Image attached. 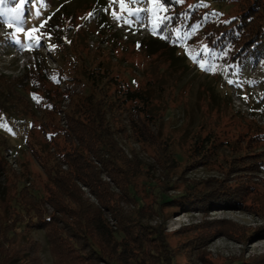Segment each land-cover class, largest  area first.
Instances as JSON below:
<instances>
[{
    "label": "trees",
    "instance_id": "obj_1",
    "mask_svg": "<svg viewBox=\"0 0 264 264\" xmlns=\"http://www.w3.org/2000/svg\"><path fill=\"white\" fill-rule=\"evenodd\" d=\"M242 1L243 9L230 12V6L222 9L219 4L223 0H157L154 6L158 8L162 4L166 11L160 16L168 19L150 27L143 40L149 42L134 45V48L148 57L165 54L170 66L162 72V79H153L149 70L144 73L143 81H138L126 68L119 71V65L112 62L110 54L101 46L95 49L89 46L87 25L92 20L99 38H104L117 50L120 48L118 44L122 39L113 32L107 3L96 0L72 12L60 9L54 13L48 7L52 14L48 26L51 43L65 49L66 56H70L66 62L71 68L55 72L43 70L36 59L21 77L0 74V81L7 88L3 99L14 94L20 99L30 96L43 111L41 121H34V125L38 123L37 130L33 129L26 137V147L44 166L48 177L42 196L27 187L22 189L24 195L18 192L9 199L8 196L4 199L0 193L1 201L7 203L4 211L9 214V220L0 219L5 230L14 231L16 221L25 229L47 231L56 264H78L79 257L86 256H90L86 264H177L176 255L184 248L178 246L173 252L167 234L150 224L145 202L137 189L136 179L147 172V163L134 149L126 153L120 141H135L145 146L158 136L152 127L169 111L164 77L170 68L175 77V67L193 66L192 59L197 56L209 69L219 66L239 74L251 61H264V0ZM213 3L220 5L221 11L215 12ZM151 42L157 44L154 46L157 49H151ZM122 56L120 62L126 60ZM61 80L81 84L87 90L74 93L68 87V91L62 93ZM65 97L71 99L66 111L61 109ZM245 124L247 130L237 132L236 139H221L222 130L200 125L205 133L198 131L193 135L192 153L201 165H212L218 161L220 148L230 146L239 156L232 165L221 168L225 178L244 168L248 172H263L264 126L256 121ZM241 134L246 136L243 140ZM7 165L0 154V174L9 167ZM104 173L116 181L123 193L115 195L111 191L110 183L103 179ZM30 175L31 171L27 170L19 178L29 179ZM224 181L228 180L217 178L204 185L192 184L180 195L170 197L163 196L162 192L157 202L170 203L174 209L181 207L184 211L205 213L227 208L247 210L246 197L252 186L241 185L230 191L222 189ZM80 184L90 188L98 204L85 197ZM122 195L135 207L126 210L116 204ZM48 203L53 207L52 212L45 207ZM108 213L117 220V228L111 225ZM257 234L264 235V227L256 230ZM189 242L190 239L182 245L187 247ZM4 244L1 240L0 257ZM151 257L154 262H150ZM186 258L188 261L193 256ZM10 263L2 261L0 264ZM241 264H264V257Z\"/></svg>",
    "mask_w": 264,
    "mask_h": 264
},
{
    "label": "rangeland",
    "instance_id": "obj_2",
    "mask_svg": "<svg viewBox=\"0 0 264 264\" xmlns=\"http://www.w3.org/2000/svg\"><path fill=\"white\" fill-rule=\"evenodd\" d=\"M93 1L96 0H25L17 16L12 9L20 4V0H3L0 3V74L6 73L11 78L21 77L36 59L43 70L55 72L71 68L70 63L66 62L70 60V56H66L65 49L51 43L48 26L52 14L48 12V7L52 8L54 13L60 9L72 12L75 9L82 10L86 4ZM101 1L109 6L113 32L121 37L123 43L118 44L120 48L117 50L104 41V38H99L96 25L90 20L87 25L90 31L89 46L92 49L101 46L106 54H110L112 62L119 65V71L124 68L132 71L138 81H143L144 73L149 70L153 79H162V72L170 66L168 56L164 54L163 57H148L145 52L134 48V45L138 47L149 42L143 40L147 37L149 28L159 22L152 10L155 7L152 0H123V10L121 0ZM219 4L222 9L224 6H230V12L239 11L245 6L242 0H223ZM220 5L212 4L215 12L221 11ZM247 5L249 6L248 3ZM129 10L132 15H129ZM17 28L21 31L17 32ZM32 29L36 31L32 32ZM151 45V49H157L154 47L156 43L151 42ZM122 55L126 59L124 62L119 61ZM192 65L175 67V77L171 72L173 69L170 68L171 71L164 77L167 81L165 87L169 111L163 120L152 127V131L158 136L153 137L152 142L145 146L139 142L122 140V148L128 154L134 149L147 163V172L136 179L137 189L145 202V213L149 214L150 224L158 226L167 234L173 252H176L178 246L184 248L176 255L177 264H237L238 261L245 263L261 260L264 257V235H256V230H262L264 227V171L248 172L244 168L225 178L221 168L232 165L231 162L239 156L230 146L221 147L218 161L206 166L201 165L202 162L192 153L191 147L193 135L198 131L205 133L200 125H204L206 129L222 130L221 139H236L237 132L247 130V121H256L264 126V61H251L239 74H235V70L230 71L219 66L209 69L197 56L193 57ZM2 84L0 154L9 167L0 174V193L4 195V199L7 196L9 199L18 192L24 195L22 189L27 187L42 196L48 177L44 166L26 147V137L33 129L37 130L38 123L34 125V121H41L43 111L30 96H27L26 100L14 94L8 99H3L7 88H4V82ZM59 87L62 93L67 92L68 87L74 93H84L87 90L86 86L68 84L63 80L60 81ZM70 103L71 99L65 97L61 109L68 110ZM61 123L65 125L64 121ZM224 131H229V134L223 135ZM245 137L244 134L240 135L241 140ZM261 146L264 147V137ZM218 163H222V166ZM27 170L31 171L30 178H19ZM217 178L227 179L221 187L230 191L241 185L252 186L246 197L247 210L227 208L205 213L184 211L181 207L174 209L170 203L160 205L157 202V197L162 192L165 197L180 195L189 185H204L210 179ZM103 179L110 183L111 191L115 195L123 193L109 175L104 173ZM80 187L86 198L99 203L89 187L82 184ZM122 197L124 195L120 196L116 204L126 210L135 207ZM6 205L7 203L0 199V219L3 221L9 220V214L4 211ZM45 207L52 212L53 207L49 203L45 204ZM108 215L111 225L117 228V220L111 213ZM0 225V241L5 243L0 263L56 264L47 231L25 229L23 226L19 227L15 221L14 231L7 232L1 223ZM189 239L190 245L184 247L182 243L188 242ZM189 255H192L193 259L187 261L186 257ZM89 259L90 256L84 259L79 257L78 264L89 263ZM149 260L154 262L153 257Z\"/></svg>",
    "mask_w": 264,
    "mask_h": 264
},
{
    "label": "snow or ice",
    "instance_id": "obj_3",
    "mask_svg": "<svg viewBox=\"0 0 264 264\" xmlns=\"http://www.w3.org/2000/svg\"><path fill=\"white\" fill-rule=\"evenodd\" d=\"M2 2H3V0H0V3H2ZM24 2H25V0H20V4H18L16 8L12 9V11L15 12L17 14V16L19 15L20 9L23 6ZM181 2H182V0H181ZM152 3L155 5L157 3V0H152ZM124 7H125V5L123 3V0H121V8H122V10L124 9ZM152 10H153L154 14L157 16L158 20L166 21L168 19L166 16H160L161 12L166 11V9L163 8L162 4L158 8L154 7ZM132 14L133 13L131 12V10H129V15H132ZM117 18H119V17H117ZM9 27H11V25H9ZM16 31L19 32V31H21V29L17 28ZM31 31L34 32L36 30L32 29ZM29 36H31V32L29 33ZM34 99H38V97H34Z\"/></svg>",
    "mask_w": 264,
    "mask_h": 264
}]
</instances>
